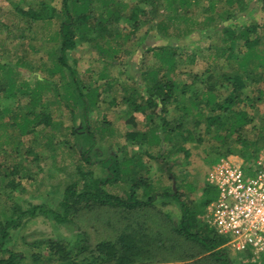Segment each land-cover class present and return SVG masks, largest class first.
Masks as SVG:
<instances>
[{
    "label": "rangeland",
    "instance_id": "374dc122",
    "mask_svg": "<svg viewBox=\"0 0 264 264\" xmlns=\"http://www.w3.org/2000/svg\"><path fill=\"white\" fill-rule=\"evenodd\" d=\"M41 1L48 2L0 0V58L12 65L22 58L23 65L17 68L19 80L33 84L36 80L46 79L57 89V93L50 91L44 95V113L50 116L51 122L48 126H37L28 134L20 133L17 128L0 129V219L11 215V208L23 211L42 204L55 209L67 184L81 183L83 174L87 178H104L106 170L98 162L109 156L117 158L120 177L114 185L105 187L107 191L122 195L130 190L133 174L139 173L138 177L149 184L147 192L155 198L151 206L132 211L107 207L82 210L73 218V226H57L38 217L12 234L9 248L24 257L23 264H31L33 254H46L44 244L47 241H63L70 247L82 239L92 249L101 242H116L121 233L131 235L135 232L142 240L148 241L151 251L150 256L138 264H198L201 257L182 260L175 252L168 253L171 245L174 248L184 243L172 233V226L180 217L179 208L164 193L178 190L183 194L182 200L197 205L201 188L207 183L208 171L214 164L229 157L237 160L242 153L255 151L253 146L241 143L256 139L254 133H248L251 125L227 141L216 137L214 130L206 133V114L199 117L201 121L194 126L193 137L187 136L183 128H192L191 123L196 117H193L195 110L190 106L189 95L193 91L200 92L205 83H215L220 75L228 76L237 70V64L221 53L223 49L228 50V42H223L227 36L224 28L233 30L237 36L241 29L254 23L260 43L257 50L264 49V0H197L195 3L190 0L187 11L185 7H176L175 12L166 10L160 0L155 8L140 5L144 6L150 21L128 37L125 33L131 29L123 22L118 24V31L110 35L96 31L90 33L87 40L81 41L69 53V64L76 70V80L84 93L97 97L95 107L87 112L86 129L93 136L94 143L84 158L82 154L88 146L80 130L86 122L81 106L75 103L71 93L69 76L65 75L61 80L58 75L48 73L53 68L54 53L57 52L58 22L53 19L28 26L20 21L14 9L15 4L24 10L37 8ZM104 1H93L97 5L96 18ZM116 1L128 11V6L138 0ZM50 3L58 8L59 1ZM163 24L167 26L165 33ZM122 30L125 31L120 33ZM236 44L234 51L240 57L245 49L239 39ZM165 46L177 52L172 68L167 67L162 57L153 51ZM249 68L253 70L252 63ZM154 70L187 89L183 105L186 109H175L176 103H173L165 115L166 129L172 131L180 123L179 117H183V137L178 133L172 136L167 132L158 133L157 143L154 142L153 126L156 124L159 130L160 118L150 121L123 104L127 97L140 104L149 96L148 74ZM260 84L264 90V80ZM216 92L223 98L227 91L222 88ZM247 94L249 97L257 95L253 88H249ZM261 100L248 110L253 126L259 127V133L264 136L263 96ZM18 101L12 105H21V113H26L24 99ZM159 113L156 110V114ZM2 121L9 123L6 116ZM129 132L145 134L146 144L133 143L126 135ZM181 148L188 150L187 158ZM146 149L150 154L159 153L160 157L149 159L145 155ZM85 158H89V164L85 163ZM238 160L243 162L242 158ZM10 181L18 184L15 190L6 187ZM189 186L195 190L190 191ZM144 189L141 187L136 191L141 200L145 199ZM208 206L201 215L204 219ZM77 233L82 234L81 238ZM224 248L233 264H264V254L251 261L249 252L236 254L227 246ZM187 251L190 250L187 248Z\"/></svg>",
    "mask_w": 264,
    "mask_h": 264
},
{
    "label": "trees",
    "instance_id": "16d2710c",
    "mask_svg": "<svg viewBox=\"0 0 264 264\" xmlns=\"http://www.w3.org/2000/svg\"><path fill=\"white\" fill-rule=\"evenodd\" d=\"M59 1L58 8L51 5L50 2ZM94 0H48L38 3L37 8L24 10L20 5L14 6L16 15L20 21L26 22L28 26H33L38 22L52 21L56 19L58 28L56 31V48L54 53L55 60L53 68L49 70L50 76L58 75L61 80L65 79V75L69 76V85L75 103L79 104L83 110V119L86 122L85 127H82L80 132L87 141V150L83 152L82 157L92 148L94 139L89 135L86 126L87 112L93 109L96 105V98L88 92L83 91L81 84L76 80V70L69 64V53L74 51L77 45L88 39V35L93 31L99 34L110 35L111 32L118 31L117 26L120 22L126 24L131 29L125 35L128 37L131 33H136L140 28L150 20L147 19V11L144 6L155 8L160 0H138L133 5L128 6V11L125 6L120 5L116 0H106L102 3L101 13L96 18V7ZM116 1V2H115ZM166 6V10L175 12L176 7L184 8L185 10L191 6L190 0H161ZM197 0H193L195 3ZM240 2L241 0H236ZM232 2V0H229ZM177 3L178 5H175ZM144 5V6H140ZM121 8V9H113ZM188 10V9H187ZM186 10V11H187ZM152 13V11H151ZM159 25V24H158ZM1 26V24H0ZM163 33L166 32V25H162ZM125 30H122V33ZM226 38L223 42H228V50H222L221 53L233 60L237 64V70H234L231 75H220L217 81L205 83L200 92L193 91L189 95L190 106L195 110V120L191 123L192 128H183L186 135L189 137L194 132V126L200 124L199 117L206 114L205 124L206 133L214 130L216 137L227 141L232 136H237L239 132L244 130V127L251 125L250 133H254L256 138L253 142L241 141L246 146H253V152L242 153L239 158L243 162H251L256 159L259 152L264 148V136L259 133V127L253 126V119L250 116V111L253 105L264 101V90L261 89L260 82L264 80V49L257 50L259 38L257 36V27L254 23L247 28H243L235 35V32L229 28H224ZM21 36V35H20ZM22 37V36H21ZM23 38V37H22ZM239 39L245 52L239 57L234 51L238 46ZM156 55L162 57V60L167 67L172 68L175 65L177 52L171 47H161L153 50ZM237 55V56H236ZM239 57V58H238ZM23 59L17 61L14 65L11 62L4 61L0 58V129L17 128L20 133H31L37 126H48L50 116L44 113L45 99L44 95L50 91L57 93L55 84L49 80H36L33 84L27 81H21L17 78V68L23 64ZM73 64L75 61L72 62ZM253 64L251 70L250 64ZM257 63L258 67L255 66ZM262 69V70H261ZM147 90L148 97L140 104H136L134 98L127 97L123 100V104L127 108H131L133 113H139L151 121L153 118H160L161 125L159 130L154 124V142H158V133L167 132L169 135L178 133L182 136V118L179 117L180 123L172 129L167 128L165 115L169 106L173 103L175 109L183 107L186 96V87L180 86L168 79L165 75L160 74V71L154 70L148 74ZM223 82V83H220ZM224 86V87H223ZM226 88V96L221 98L216 90ZM253 88L255 97H249L247 91ZM24 99V108L26 113H21V105H12L14 102H19L18 99ZM19 104V103H18ZM179 104V105H178ZM159 108V109H158ZM249 109V110H248ZM156 110L160 113L156 114ZM207 112V113H205ZM217 113V114H216ZM186 114V112H185ZM211 114V115H208ZM7 117L9 123H4L2 120ZM257 128V129H256ZM181 129V130H180ZM180 130V131H179ZM245 131V130H244ZM127 137L133 143L146 144L145 134L138 132H129ZM199 139V135L197 136ZM185 140V138H183ZM141 141V142H140ZM239 141V139H238ZM147 145H149L147 143ZM258 145V146H256ZM181 151L187 158L188 150L181 148ZM145 155L149 159H158L160 154H150L145 150ZM235 158V157H234ZM234 158L229 157V160ZM238 158V159H239ZM85 163L89 164V158H85ZM218 159H215L217 161ZM106 170L104 178L95 179L89 176L82 177V182H72L67 184L61 193L60 201L55 209L45 207L42 204L32 205L26 210L11 208V215L0 219V264H23L24 257L9 248L12 239V234L25 226L28 222L41 217L52 221L57 226H73V218L85 209L94 207L117 208L127 211H132L140 208L149 207L154 202V195H149L147 192L149 184L138 177V174H133L130 180V190L115 195L106 190V186L114 185L120 177L119 162L115 156H109L98 162ZM7 188L15 190L18 187L14 181L8 182ZM145 188L141 200L137 196L139 188ZM190 191L195 188L189 186ZM166 197L171 198L179 208L180 217L176 225L172 226L173 235L183 242L182 246L176 245L168 248V253L175 252L176 257H181L182 260L195 259L201 257V262L198 264H233L226 252V239L218 236L207 225L203 216L204 208L215 200L217 192L215 188L205 183L201 188L200 203L196 205L193 202H185L182 200V192L172 190L164 193ZM77 237L81 238L82 234L77 233ZM116 242H101L94 248L90 249L82 239L70 246L63 241H47L46 254H33L31 256V264H138L143 261V258L150 256L149 243L147 240H142L135 232L131 235L121 233L117 237ZM144 239V238H143ZM187 248L190 251H187ZM239 264H259V263H239Z\"/></svg>",
    "mask_w": 264,
    "mask_h": 264
},
{
    "label": "built area",
    "instance_id": "2783aa9c",
    "mask_svg": "<svg viewBox=\"0 0 264 264\" xmlns=\"http://www.w3.org/2000/svg\"><path fill=\"white\" fill-rule=\"evenodd\" d=\"M206 182L217 192L206 209L207 225L227 238L225 246L236 254L249 252L255 261L264 254V148L251 162L220 159Z\"/></svg>",
    "mask_w": 264,
    "mask_h": 264
}]
</instances>
